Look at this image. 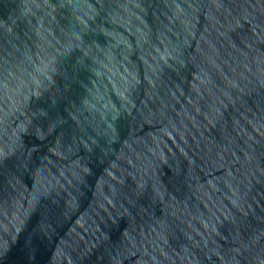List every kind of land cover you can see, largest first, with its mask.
Wrapping results in <instances>:
<instances>
[{
  "label": "water",
  "instance_id": "1",
  "mask_svg": "<svg viewBox=\"0 0 264 264\" xmlns=\"http://www.w3.org/2000/svg\"><path fill=\"white\" fill-rule=\"evenodd\" d=\"M0 264H264V0H0Z\"/></svg>",
  "mask_w": 264,
  "mask_h": 264
}]
</instances>
